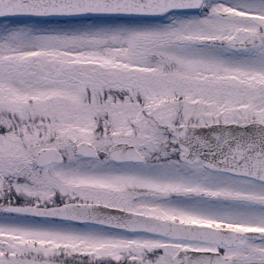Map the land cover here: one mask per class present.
Returning a JSON list of instances; mask_svg holds the SVG:
<instances>
[{
  "label": "snow or ice",
  "instance_id": "obj_1",
  "mask_svg": "<svg viewBox=\"0 0 264 264\" xmlns=\"http://www.w3.org/2000/svg\"><path fill=\"white\" fill-rule=\"evenodd\" d=\"M0 264H264V0H0Z\"/></svg>",
  "mask_w": 264,
  "mask_h": 264
}]
</instances>
